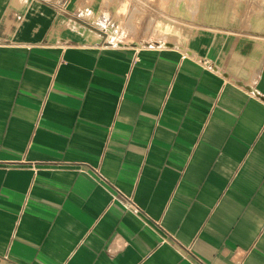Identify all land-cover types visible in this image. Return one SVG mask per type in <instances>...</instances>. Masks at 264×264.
Listing matches in <instances>:
<instances>
[{
  "label": "crops",
  "instance_id": "0c3cea01",
  "mask_svg": "<svg viewBox=\"0 0 264 264\" xmlns=\"http://www.w3.org/2000/svg\"><path fill=\"white\" fill-rule=\"evenodd\" d=\"M80 8L0 0V264H264V41L118 48Z\"/></svg>",
  "mask_w": 264,
  "mask_h": 264
},
{
  "label": "rangeland",
  "instance_id": "374dc122",
  "mask_svg": "<svg viewBox=\"0 0 264 264\" xmlns=\"http://www.w3.org/2000/svg\"><path fill=\"white\" fill-rule=\"evenodd\" d=\"M107 45L196 51L211 34L264 41V0H73ZM92 26V27H93Z\"/></svg>",
  "mask_w": 264,
  "mask_h": 264
}]
</instances>
